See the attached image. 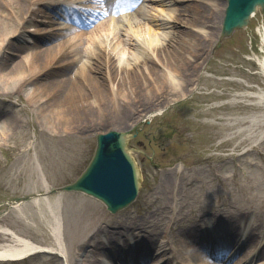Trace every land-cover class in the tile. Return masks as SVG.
<instances>
[{"label": "rangeland", "instance_id": "1", "mask_svg": "<svg viewBox=\"0 0 264 264\" xmlns=\"http://www.w3.org/2000/svg\"><path fill=\"white\" fill-rule=\"evenodd\" d=\"M217 2L221 14L207 23L206 31L211 30L213 34L205 41L207 53L198 63V74H194L187 86V94L172 96L169 100L164 92L159 93L160 99L167 100L160 104L161 110L151 116L141 113L128 127L136 132L128 145L135 150L132 155L141 183L135 200L115 213L109 212L100 201L79 192L49 193L48 205L41 198L42 202H34L31 195L44 189L36 161L49 188L70 182L89 161L96 134L114 128L120 130V123L112 119L95 126L90 120H81L77 129L68 127L69 121L66 124L54 122V130L47 122L50 119H44L33 106L38 103L27 100L32 82L19 89L11 85V92L0 83V117L11 119L9 128L0 126V226L57 251L35 253L26 259L0 261V264H82L78 263L77 252L100 257L91 253L100 229L112 232L113 236L119 231L126 233L122 226L131 225L130 218L142 222L147 235L155 228V222L165 227V232L155 234L158 243H167L164 258L174 256L182 259L180 264H186L192 260L186 254V250L191 249L188 236L198 234L199 229L193 231L192 228H196L198 220L207 213L221 214L220 218L241 215L243 221L253 222L249 227H255L258 235L254 237L261 234L263 241L258 248L256 238V241H248L244 248L251 251L255 247L252 254L257 252V256L251 264L264 260V97L259 93L264 91V73L256 63L257 57L262 56L257 46L261 45L264 9H258L245 28L233 31L216 48L224 10L221 5L225 1ZM70 8L75 12L79 10L67 6L68 11ZM101 9L103 12L97 15L92 27L108 19L107 7L101 6ZM138 18L136 15L128 20ZM36 25L38 30L48 26L40 21ZM34 29L30 24L19 38L24 46L32 45ZM65 33L64 38L73 35ZM17 40L13 38V42ZM178 61L176 59L177 66L183 69ZM10 62L0 67V75L10 68ZM158 95L150 94L155 104L160 103L156 102ZM140 98L133 103L138 109L144 107ZM5 200L20 203L13 206ZM49 206L61 216V252L53 244ZM9 238L0 232V242H8ZM203 258L198 254L193 263L203 264ZM213 262L226 264L225 260ZM85 263L95 264V258Z\"/></svg>", "mask_w": 264, "mask_h": 264}, {"label": "bare ground", "instance_id": "2", "mask_svg": "<svg viewBox=\"0 0 264 264\" xmlns=\"http://www.w3.org/2000/svg\"><path fill=\"white\" fill-rule=\"evenodd\" d=\"M126 1L127 5L124 0L116 6V12H127L116 19L115 22L120 25H114V22L107 19L90 29L97 15L101 14L100 0H0V67L11 61L10 68L1 73L0 83L11 92V85L19 89L32 82L27 100L38 103L33 106L40 110L44 119H50L47 122L53 128L54 122L69 121L68 127L78 129L81 120H90L97 126L114 119L124 130L136 122L141 113L151 116L160 109L162 102L167 100L160 99L159 93L164 92L169 100L172 96H184L192 77L198 74L200 59L207 53L208 45L205 41L213 34L211 30L206 31L209 29L207 23L221 14L217 0ZM67 6L83 10L96 8V11L88 12L89 17L80 20L73 10H67ZM136 15L138 19L128 20ZM39 21L49 26L38 30L36 23ZM30 24L35 26L36 35H32L33 43L27 47L19 38L27 32ZM181 26L183 29H180ZM66 31L73 35L64 38ZM260 34L261 45L257 48L262 56L257 57V63L264 72V27ZM12 36L18 38L17 42H13ZM43 41L48 42L44 45ZM12 55L18 56V59L15 60ZM176 59L183 69L177 66ZM186 75L188 78L184 77ZM151 93L158 95L156 102L159 104L151 101ZM139 98L144 103L141 109L133 104ZM0 118L1 128L3 125L9 128L11 119ZM38 174L45 186V179L39 170ZM38 201L34 200L36 203ZM45 201L48 205L49 202ZM49 208L53 244L61 252V216L54 207ZM203 219L202 227H191L193 230H202V233L192 235L191 249L186 251L187 255L192 256L188 264H195L196 252H200L199 248L205 247L206 242L211 243L214 234L217 239L213 243L216 254L204 255L203 264H214L213 258H218L220 251L226 255L224 258L230 255L233 258L249 240L256 241L258 238L257 244L263 241L259 236L254 237L258 235L256 229L249 227L248 220L243 221L241 215H224L216 227L213 225L218 219L215 214L206 215ZM129 221L131 225L122 227L126 231L124 236H128L132 244L127 245L128 241L120 236L122 234L119 231L116 237L118 244L110 237L105 240V244L102 242V247L97 244L95 248L112 246L114 243V247L119 248L114 251V255L120 259L119 264H134L138 257L145 264H159L163 260L166 264H173L171 258H164L168 251L167 243L161 244L155 239L156 233L166 231L165 227L155 222V228L147 235L142 222L133 218ZM205 226L213 232L210 236L203 231ZM0 231L11 235L8 242L0 243L1 259H18L53 248L34 242L4 226H0ZM105 234L102 233V237L107 236ZM234 237L245 241L236 252L233 251ZM250 254V251H245L233 264L245 263ZM106 255L105 258H108ZM92 257L81 253L78 262L86 264Z\"/></svg>", "mask_w": 264, "mask_h": 264}, {"label": "water", "instance_id": "3", "mask_svg": "<svg viewBox=\"0 0 264 264\" xmlns=\"http://www.w3.org/2000/svg\"><path fill=\"white\" fill-rule=\"evenodd\" d=\"M257 6L264 8V0H228L218 45L234 28H242L247 24ZM131 136L119 131L98 134L96 148L87 167L73 182L59 189L93 195L111 211L129 203L136 194L139 181L137 168L126 148Z\"/></svg>", "mask_w": 264, "mask_h": 264}]
</instances>
